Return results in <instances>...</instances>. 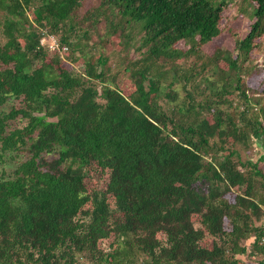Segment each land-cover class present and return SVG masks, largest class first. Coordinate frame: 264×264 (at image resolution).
Here are the masks:
<instances>
[{"label":"trees","instance_id":"16d2710c","mask_svg":"<svg viewBox=\"0 0 264 264\" xmlns=\"http://www.w3.org/2000/svg\"><path fill=\"white\" fill-rule=\"evenodd\" d=\"M83 1L0 0V108L16 102L0 109V163L26 153L11 174L0 168V264H264V170L240 152L264 148V103L242 80L264 37V0H242L246 34L212 52L203 48L232 0H101L76 20ZM101 18L138 55L119 73L82 50ZM48 36L66 51L41 46ZM77 50L74 72L62 57ZM92 165L108 180L87 193ZM111 234L105 252L98 242Z\"/></svg>","mask_w":264,"mask_h":264},{"label":"rangeland","instance_id":"374dc122","mask_svg":"<svg viewBox=\"0 0 264 264\" xmlns=\"http://www.w3.org/2000/svg\"><path fill=\"white\" fill-rule=\"evenodd\" d=\"M246 1V0H245ZM101 0H85L81 3V6L76 10L74 13L75 19L79 20L81 17L85 14V12L90 10H95L99 7ZM242 0H232L231 4L229 5L228 9L222 14V22L221 27H223L224 31L223 33L215 38L212 42L204 46V51L212 52L215 49H230L233 50L235 41L237 39H240L243 35L246 34L250 18L245 19L243 17H240L238 15L239 10V3H241ZM247 4L244 3V6ZM3 11L0 9V46L5 42V36L2 33L3 28ZM85 25V24H81ZM90 36L91 38L86 42V47H84L83 52H86V56L88 57V60L90 62H93L95 56L98 53H101L103 56H108V62L106 64V69H108V72L110 74H115L121 72L124 65L127 63L130 59L137 58V54L134 53V51L131 49H126V47H123L120 45V41L116 36H106L105 35V22L103 18L99 20L98 23H96V27L90 30ZM98 34L103 35V42L98 43ZM55 37V36H54ZM58 38L57 36L55 37ZM47 39V38H46ZM260 45L258 48L254 49L251 52V60L250 62L245 63L244 65H250L252 66V70L249 72V74H246L245 76L242 74V80L244 82V85L251 86L250 89L257 90V94L249 95L252 100L259 99L261 104L264 103V37L260 40ZM82 42L84 43L85 40L83 39ZM182 47V45H179ZM90 47H94V49H90ZM91 50V51H90ZM58 52V51H56ZM59 53V52H58ZM60 55V54H59ZM235 56V53L232 55ZM85 56L81 55V52L77 50L73 56V58H70L66 60L65 55H63L62 58V66L70 71H81L82 66L80 65L83 63V58ZM61 58V59H62ZM182 62V61H180ZM222 69H227L226 63L221 61L218 65ZM117 79L122 80L123 75L120 73L117 77ZM210 80L217 81L218 76L217 74L209 76ZM95 87H99L98 83H93ZM121 88H124L126 92H130L133 89V84L130 80L125 77L122 80ZM173 90H175L178 96V99H182L184 97L185 93L180 89V85H174ZM166 91H168L166 89ZM234 97V96H232ZM161 103L167 102L166 99L163 97V99L160 101ZM16 103L13 99H8L7 102L0 108L2 111L7 112L10 107ZM222 109L230 111L225 105L222 106ZM13 126H22L24 122H18L17 120L10 122ZM254 145L249 147L247 150L241 149L240 152L242 154V159H250L253 162L258 160V166L261 167L264 170V148L260 146L258 142L253 143ZM260 156L263 159H259ZM26 159V153H20V154H14V153H5L3 156V160L0 163V168L4 169L6 174H11L13 170L16 168L17 164L21 162L22 160ZM107 174L103 171H101L99 168L95 166L89 167V170L87 171V175L84 178V186L87 193H90L94 190L102 191L106 187L107 183ZM108 201L110 203L113 202V198L108 196ZM194 220H198L197 216L193 217ZM252 238L244 242L247 248H250ZM200 245L210 247L211 245V238L207 235L204 237V239L201 241ZM98 246L103 251H108L109 249L114 248L115 245V236L111 234L108 238L100 240L98 242ZM242 261H249L253 260L248 256H239L238 257ZM78 264H89L84 260H80Z\"/></svg>","mask_w":264,"mask_h":264},{"label":"built area","instance_id":"2783aa9c","mask_svg":"<svg viewBox=\"0 0 264 264\" xmlns=\"http://www.w3.org/2000/svg\"><path fill=\"white\" fill-rule=\"evenodd\" d=\"M47 38V39H46ZM46 38H42L40 40L41 46H47L48 50L50 51H58L59 53H63L66 51V47H60L56 38L53 36H48Z\"/></svg>","mask_w":264,"mask_h":264}]
</instances>
